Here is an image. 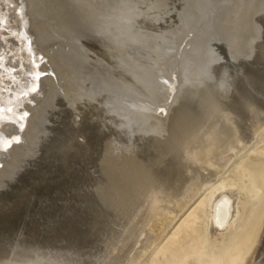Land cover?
I'll return each mask as SVG.
<instances>
[{"label": "bare ground", "instance_id": "1", "mask_svg": "<svg viewBox=\"0 0 264 264\" xmlns=\"http://www.w3.org/2000/svg\"><path fill=\"white\" fill-rule=\"evenodd\" d=\"M0 20V264H138L264 134V0H0ZM242 197L209 200L211 241ZM245 220L237 252L264 264V201Z\"/></svg>", "mask_w": 264, "mask_h": 264}, {"label": "rangeland", "instance_id": "2", "mask_svg": "<svg viewBox=\"0 0 264 264\" xmlns=\"http://www.w3.org/2000/svg\"><path fill=\"white\" fill-rule=\"evenodd\" d=\"M191 34L189 33L183 42L187 41ZM142 39L145 40V37ZM149 44H145L146 48H143L150 49ZM141 45L142 43H139V47ZM156 46L157 44L154 45ZM155 51L154 48L149 53L140 54L148 59L141 61L144 62L143 65L148 64L149 60L154 58ZM178 60V55L173 54L172 59L167 61L168 82L176 81L174 73L178 70ZM263 145L264 134L259 133L217 179L200 192L162 239L146 253L138 264H253L254 249L252 246L248 245L245 248L247 253L241 255L237 252L236 241H238L237 235L241 232V226L246 222L247 203L258 198L264 201V185L257 197H249L248 194L249 189L262 180L261 172L254 169V165L264 163ZM230 186L244 192V197L241 198L242 209L236 213L231 228L218 241H211L209 239V200L216 193ZM222 242H224L223 247L220 246Z\"/></svg>", "mask_w": 264, "mask_h": 264}, {"label": "water", "instance_id": "3", "mask_svg": "<svg viewBox=\"0 0 264 264\" xmlns=\"http://www.w3.org/2000/svg\"><path fill=\"white\" fill-rule=\"evenodd\" d=\"M19 38H23V33L21 32L20 34L18 33V35H17Z\"/></svg>", "mask_w": 264, "mask_h": 264}, {"label": "snow or ice", "instance_id": "4", "mask_svg": "<svg viewBox=\"0 0 264 264\" xmlns=\"http://www.w3.org/2000/svg\"><path fill=\"white\" fill-rule=\"evenodd\" d=\"M0 23H2V20H0ZM4 143H5V145L7 146V143H8V142H7V141H5Z\"/></svg>", "mask_w": 264, "mask_h": 264}]
</instances>
